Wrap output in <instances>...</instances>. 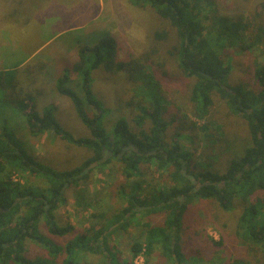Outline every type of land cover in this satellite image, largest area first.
I'll return each instance as SVG.
<instances>
[{
  "label": "trees",
  "instance_id": "obj_1",
  "mask_svg": "<svg viewBox=\"0 0 264 264\" xmlns=\"http://www.w3.org/2000/svg\"><path fill=\"white\" fill-rule=\"evenodd\" d=\"M129 1L138 9L153 10L161 22L176 30L180 43L174 46L171 54L184 75L196 80L191 102L197 116L201 119L207 117L214 104L212 96L218 95L233 115L248 122L251 145L243 157L230 162L225 173L209 168L205 161L196 164L197 171H191L192 155L183 149L181 136L175 135L169 144L166 140L170 122L164 119L162 107L168 101L151 72L152 66L141 60L117 61L115 39L103 36L93 47L78 49V60L72 68L62 71L54 86L55 92L72 101L78 118L90 131V137L76 138L56 121L58 108L53 104L46 106L52 96L45 88L30 92L25 85H19L16 97L0 98V103L17 107L31 136L52 133L69 144L93 152L82 166L57 171L28 154L25 144L16 138L12 129L13 126L18 128L20 122L0 121V264H82V253L101 256L106 264H114L116 258L109 239L118 230L128 229L130 222L141 212L148 217L161 212H168V215L163 226L151 222L144 224L145 237L134 243L133 254L137 255L145 248L150 254L158 246L167 259L182 264L183 219L194 199L215 200L223 210H230L235 197L248 201L258 191H264V63L254 72L258 92L230 86L228 80L233 68L227 53L240 45L249 30L248 22L244 18L219 14L208 0ZM204 1L212 9L208 7L204 11ZM258 33L257 38L263 44V26L258 27ZM100 68L112 73H126L135 91H140L136 95L137 99L140 98L136 105L138 114L134 117L137 133L131 130L126 118L118 119L112 131L106 129L104 116L109 111L97 99L92 87V74ZM48 73L45 78L39 76L43 81L48 80ZM73 73L77 80H73ZM92 110L95 114L91 113ZM149 123L150 127L145 129ZM209 142L213 146L211 142L215 141ZM107 151L112 153L110 158H106ZM113 159L122 163L123 175L129 180L140 176L142 165L154 164L160 171L172 169L175 185L150 193L146 198L138 196L142 183L135 182L129 191L122 187L120 195L127 206L112 219H107L105 228H89L59 246L47 234L63 238L72 231V226L62 227L58 223L57 212L68 203L67 191L89 180L93 168L88 169L89 165L96 162L103 167ZM27 175L43 179L46 189L29 185L28 180L22 184L18 177ZM193 178L202 187L199 188ZM89 195L86 190H78L77 204L89 206ZM42 226L46 227L47 233L42 232ZM235 235L247 252L254 253L259 260L256 263L234 260L232 264H264V200L260 207H246ZM29 242L42 248L47 256L28 258ZM213 243L222 246L220 242ZM61 254L64 257L58 263ZM209 263L214 264L213 259Z\"/></svg>",
  "mask_w": 264,
  "mask_h": 264
},
{
  "label": "rangeland",
  "instance_id": "obj_2",
  "mask_svg": "<svg viewBox=\"0 0 264 264\" xmlns=\"http://www.w3.org/2000/svg\"><path fill=\"white\" fill-rule=\"evenodd\" d=\"M208 1L219 14L244 18L248 22L249 30L240 40V45L227 53L233 68L228 80L230 86L258 92L254 72L264 63V43L261 44L257 38L258 27H264V0ZM204 3L201 2L204 11L208 7L212 9L210 4ZM103 36L115 39L117 61L141 60L143 64L152 66L151 72L161 84L168 101L162 107L164 119L170 122L166 140L169 144L175 135L181 136L183 149L192 155L191 171H197L196 164L205 161L209 168L225 173L232 160L244 156L251 145L248 122L233 115L226 102L216 94L212 96L214 104L208 116L204 119L197 116L191 102L196 80L184 75L171 54L174 46L180 43L176 30L161 22L153 10L133 7L129 0H0L1 100L16 97L19 85H25L30 92L45 88L52 96L46 106L53 104L58 108L56 121L76 138L90 137V131L81 123L72 101L55 92L54 86L62 71L72 68L78 60V49L93 47ZM47 73L50 76L43 81L42 77L45 78ZM72 77L73 80L78 78L74 73ZM92 78L95 96L109 111L104 116L108 132L112 131L118 119L126 118L131 130L137 133L134 117L138 114L136 105L140 98L137 99L136 95L140 91H135L127 74L100 68L93 72ZM0 107V121L20 122L18 128H12L16 138L25 144L28 154L42 164L57 171H66L82 166L93 156L92 151L69 144L52 133L31 136L17 107L4 103H0ZM91 113L95 114V111ZM149 127L150 123L145 125V129ZM212 140L215 142L210 146L209 141ZM111 155L106 152V158ZM95 163L88 167H93L89 180L76 189L70 188L66 194L67 205L61 206L57 212L60 226H72L70 234L63 238L47 234L59 246H64L89 228H105L106 220L127 206L120 195L122 187L129 191L135 182L142 183L138 196L146 198L150 193L175 185L174 171H160L154 164L142 165L140 176L129 180L123 175V165L117 159L103 167ZM18 178L22 184L28 180L29 185L42 190L47 187L43 179L33 175ZM197 185L202 187V184ZM78 190H86L90 194L89 206L77 204ZM263 200L264 191H258L248 201L235 197L231 209L223 210L215 200L194 199L183 219L182 264H210L212 259L214 264H232L234 260L256 263L259 257L247 252L236 238L235 231L246 207H260ZM167 215L168 212H161L148 217L141 212L136 220L130 222L128 229L118 230L109 239L116 258L114 264H134L140 253L134 255L132 248L136 241H143L144 224L151 222L163 226ZM41 230L47 233L45 226ZM213 242H220L222 246H215ZM27 248L26 256L32 260L46 255L32 242L27 244ZM146 250L141 254L143 264H175L162 254L158 246L150 254ZM63 257V254L58 256V263ZM80 259L82 264H106L101 256L82 253Z\"/></svg>",
  "mask_w": 264,
  "mask_h": 264
},
{
  "label": "built area",
  "instance_id": "obj_3",
  "mask_svg": "<svg viewBox=\"0 0 264 264\" xmlns=\"http://www.w3.org/2000/svg\"><path fill=\"white\" fill-rule=\"evenodd\" d=\"M145 251V250H144ZM143 252L140 253V255H138L136 258H135V261H134V264H143L144 263V259L142 257Z\"/></svg>",
  "mask_w": 264,
  "mask_h": 264
},
{
  "label": "water",
  "instance_id": "obj_4",
  "mask_svg": "<svg viewBox=\"0 0 264 264\" xmlns=\"http://www.w3.org/2000/svg\"><path fill=\"white\" fill-rule=\"evenodd\" d=\"M108 153H111V152L108 151ZM95 165H97V163H95Z\"/></svg>",
  "mask_w": 264,
  "mask_h": 264
}]
</instances>
